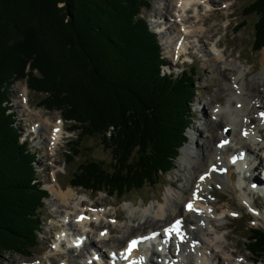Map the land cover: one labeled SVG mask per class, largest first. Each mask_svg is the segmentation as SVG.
Wrapping results in <instances>:
<instances>
[{
	"label": "trees",
	"instance_id": "trees-1",
	"mask_svg": "<svg viewBox=\"0 0 264 264\" xmlns=\"http://www.w3.org/2000/svg\"><path fill=\"white\" fill-rule=\"evenodd\" d=\"M152 1L0 0V256H30L39 246L49 197L37 154L16 126L9 99L15 81L26 80L44 95L41 106L79 131L67 164L89 136L111 149L114 167L83 163L73 187L123 198L160 184L175 169L194 124L198 69L164 73L160 41L141 15ZM251 4L246 15L258 16L252 45L258 52L264 49V0ZM248 243L249 252L264 257L262 229H252Z\"/></svg>",
	"mask_w": 264,
	"mask_h": 264
},
{
	"label": "bare ground",
	"instance_id": "bare-ground-1",
	"mask_svg": "<svg viewBox=\"0 0 264 264\" xmlns=\"http://www.w3.org/2000/svg\"><path fill=\"white\" fill-rule=\"evenodd\" d=\"M200 4L205 6L204 9L208 18L204 15L197 16L198 5ZM218 4L217 0H156L155 5H153L156 20L155 25L159 28L162 42L166 43L165 45H169L168 54H172V56L176 54L178 57L187 51L188 48L186 46L188 44L194 48L196 41L201 43L204 39L207 42H213L216 48H221L223 45L222 40L215 39L220 32L219 25H214L209 31L204 30V26L210 24L211 12L219 9L217 7ZM190 12H193L192 17H190ZM194 16L200 17V19L193 24L190 20ZM163 18L168 19L172 24L164 23L162 21ZM182 22L185 25L182 26ZM208 53L214 57L212 59V72L210 73L214 74V76L223 75L225 79L229 80V84L231 85V87L227 86L224 78L220 80V91H229L228 110H219L211 100H206L205 103L207 110L211 108L217 113L215 114V120L219 128H221V132L220 135L215 136V140L216 138L219 140L213 146L211 145V141L198 143L204 150L202 149V151L196 153L194 151L195 135L191 132L189 141L182 149L179 159L181 167H183L180 170L182 175L174 183L176 186L181 184V189L170 193L166 203L157 200V203L152 204L150 208H147L145 205L140 210L131 207L129 218L133 220L134 224L122 227L121 231H119L122 232L121 236H115L113 228L112 230L101 228L100 231L97 228L99 232L93 231L96 225L102 224L106 220L111 225H114L112 222L115 220L118 221L116 217H109L106 205H88L86 203L87 199L84 198L83 200L77 199L78 205L70 206L71 200L76 198L80 192L72 188L63 190L57 183L53 184L55 195L58 196L57 199L61 201L64 208L70 209L69 211L67 210L68 212L60 211V216L64 217V220L68 223L67 229L58 230L57 239L70 236L68 242H70L71 246L67 254L56 253L63 260L62 263H59V261L58 264H65L67 261L69 264H102L103 261L108 263L113 260V253L118 255L119 261L127 264V261L123 260L120 253L125 252L128 242L138 237H151L153 233H158L159 235L154 239H148L147 243H143L144 249L140 250L138 247L134 250L133 256L130 259H135L136 264H149L148 255L158 258L159 264H206L207 262H212V264H243L242 256L237 258L236 261L234 260V248L225 249L227 239L221 233L220 227L222 226L221 221L227 218V214L225 212L219 213V209L215 207H212L214 210L210 209L211 205H216V201L213 200L215 197L212 195V183L216 182L220 187L225 188L228 185V180H230V175L233 177L231 171L235 168L241 170L239 171L242 174V177L240 176V183L242 184L244 181L241 190L248 199H244L247 200L245 201V207L257 209L255 199L251 200V195L259 191L246 189V185L248 186L249 182L247 171L251 169V165L248 167L247 163L252 158H255L257 161L259 159L264 160V137H262V130L258 127H253L255 122L253 115H261L260 125H264V119L262 118L264 107H262V104L260 106V101L257 99L261 94L264 95V70L253 78V89L250 90L248 89V82L245 79L247 70L242 68L243 65H238L236 61L229 62L227 59H224L227 55L226 50L218 53L213 47L210 49L208 47ZM262 67L264 69V53ZM236 83L240 84L237 85ZM21 98L22 107L20 115L23 117V122L28 125L34 117L40 119V122L35 121L33 128L29 129V131L33 129L38 130V137L34 139V141H38L35 144L39 146L38 148L41 151H45L44 157H49L52 160L54 159V162H57L58 156L55 152L59 149L60 143L64 139L66 130L64 120L60 117L55 122L47 119L42 120L43 113L32 110L28 106L27 89H22ZM220 100L221 97L216 98V102L220 103ZM196 131L199 133V128ZM23 136V142H29L26 135H22V138ZM235 140L239 148L238 146H233L232 142L234 143ZM220 141H227L222 149H219L218 146ZM241 151L245 152L247 156H242L240 154ZM35 154H38V152H35ZM235 155H238V161L237 163H232L230 159H233ZM213 166H216L217 169L212 170ZM246 167L248 168L246 169ZM205 175L207 177L201 179ZM226 175L228 180L226 179ZM262 180L261 176L260 179L257 177V181L260 183H262ZM189 203L194 205L196 211H190L186 208V205ZM257 212V217L263 215L259 209H257ZM230 213L233 215L232 210H230ZM81 215H85L84 219H79ZM178 218H182L184 222L181 234L185 237L181 242L177 240V235L173 234L169 238L165 233V229L169 228ZM104 230L107 231L104 232ZM102 233H106V235H101ZM80 241L85 244L82 246ZM148 246H152L153 248H148ZM62 247L64 246L57 245L54 248L59 251ZM74 251H80L77 255L82 260L81 262L73 258L74 256L70 255L69 258L68 255L75 253ZM87 254H89V257ZM19 260L25 261L21 258ZM154 261L150 260V263L153 264ZM43 262L39 260L34 261V263L26 261L23 263L42 264Z\"/></svg>",
	"mask_w": 264,
	"mask_h": 264
},
{
	"label": "rangeland",
	"instance_id": "rangeland-1",
	"mask_svg": "<svg viewBox=\"0 0 264 264\" xmlns=\"http://www.w3.org/2000/svg\"><path fill=\"white\" fill-rule=\"evenodd\" d=\"M217 1L219 2L217 6L219 9L211 12L210 24H206L204 26V30L209 31L210 28H212L214 25H219L220 32L215 39L222 40L223 45L221 48H216L213 42H207V40L204 39L203 41H201V43L196 41V44H194V48L193 46H190V44H188L186 46L188 49L186 52L181 54L182 56L180 55L177 57L176 54L172 56V54H168L169 45H165L166 43L162 42L161 35L159 33V40L163 46V53L169 59L170 63L169 66L165 68L164 73H175V75H179L185 69H187L188 71L192 68L198 69L193 85L196 89H198V93H196L197 95H195L194 103L191 105L194 124L187 130L189 136L191 132L193 133V135H195L194 151L196 153L198 151H202L203 149L198 143H203V141H211V145L213 146L216 141L219 140L218 138H216L215 140V136L220 135L221 132V128H219V125L215 120V114L217 113H215L211 108L210 110H207V107L205 105L206 100L213 101L214 106L219 110L229 109V91H220V80L223 78L225 79V77L223 75L214 76V74L210 73L212 72V59L214 57H212L208 53V47L209 49L213 47L218 53L220 51L226 50L227 55L224 59H227L229 62L236 61L240 66L243 65L242 68L247 70L245 79L248 82V89L250 90L253 89V78L256 75H259L264 70L262 67V57L264 49L256 52L252 48L255 35V25L258 21V16L246 15V13L248 12L247 9L250 5H252L251 3L254 0ZM155 2L156 0H153L151 2L152 5L150 10H144L143 14H141L149 21L151 30L153 32H155L157 30L156 28H158L156 27V25H154V22L156 20L154 16L155 14L153 5H155ZM204 8L201 9L199 7V9L197 10V16H207ZM192 16L193 12H190V17ZM197 16H194V18L191 19L190 22H192L193 24L195 22H198L200 17ZM162 21L164 23L172 24V22L166 18H163ZM244 22L246 25L238 29L237 26ZM181 25L183 26L185 25V23L182 22ZM190 41H192V39H190ZM174 59L175 61H173ZM225 80L226 85L231 87V85L229 84V80L227 78ZM236 84L239 85L240 83ZM22 89L28 90V106L32 110L39 112L41 111L43 113L42 120L47 119L55 122L59 117L62 118L60 112L49 111L45 107L41 106V101L44 99V95L34 93V91L30 90L27 86L26 80L15 81L9 89V99L10 105L13 107V113L16 114V125L21 133L25 132L27 134L29 129L33 128V124L35 123V121L40 122V119L36 117L31 119L28 125L23 122V117L20 115V110L22 107ZM217 97H221L220 103L216 102ZM257 99H259L260 101V106L262 104V107H264V95L261 94ZM230 109L232 108L230 107ZM221 118L223 117L221 116ZM253 118L255 121L253 127H258L259 129H261L262 137H264V125H260L259 116L253 115ZM65 127L66 130L64 139L60 143L59 149H57L55 152V154L58 156L57 162H54V159L52 160L49 157H44L45 151H41V149L38 148L39 146L35 144V142L38 141H34V137L36 136H34L32 138L33 140L29 142L30 145L28 148H30L34 152H38V162L35 163V167L38 172V176L43 184V187L45 189H48L49 191V197L45 200V207L42 215V222L44 226L42 229V233H40V241L38 244L39 246L32 250L30 256H27L25 252L23 254L14 252L8 254L4 253L0 256V264H24L23 262L25 261L34 263V261L39 260L45 261V264H58L59 261V263H62V258L56 255L58 251L54 250V247L57 246V244H55V239L57 238L58 230H64L65 228L64 224L66 221L64 220V217L60 216V211L68 212L70 209L64 208L61 201L57 199L58 196L55 195V192L53 190V184L55 183L60 185L63 190L72 188L80 192V194L78 193L76 198L71 200L70 206L78 205L77 199L83 200L84 198L87 199L86 203L88 205H106V210L109 213V217H116L118 221L112 222V224L114 225H111L110 222L106 220L104 223L96 225L95 228L93 227V231H100L101 228H109L110 230H112L113 228V234L115 236L122 235V232H119L121 231L122 227H127L134 224L133 220L129 218V210L131 207H135L136 210H140L141 208H143V205L147 206V208H150L152 204L157 203V200L166 203L168 195H170V193H174L181 189V184H179L178 186L174 185L175 181L178 180L182 175L180 170H182L183 167H181V162L179 161L181 155L180 157H178V160L175 163V169L172 170L169 175L164 176L160 184L153 187L147 186L145 187V189L129 193L123 198H118L116 196L111 197L105 193H94L93 191H88L83 188L73 187L70 181L72 180L74 172L78 170V168L83 163L95 160L102 163L105 167L112 168L114 167V155L111 149L106 148L104 141L100 137L89 136L87 138H84L83 141H80L79 156L74 160V162L67 164V155L69 148L73 147V142L78 140L79 131H68V129L71 128V124L68 123V121L65 122ZM198 128L199 133L198 131H196L198 130ZM48 137L50 139L49 134ZM236 142V140L234 143L232 142L233 146L237 145ZM232 171L231 173H233V177L232 175H230V180H228L226 175V179L228 180L227 187L222 188L218 184H216V182L212 183V195L215 197L213 198V200L216 201L215 208L219 209V213L225 212V214H227V218L221 221L222 226L220 227L221 233L227 239L225 243V249L228 248L227 250H229L234 248L233 258L235 261L237 258H240L242 256V259L246 258L245 260H242L243 264H264V257L259 258L256 253L252 254L247 250L249 244L248 238L251 234L252 229L261 228L264 230V197L260 194H258V196H256V194L251 195V200L255 199V202L258 205L257 206L255 204L257 209H259L263 214L260 215L263 219H259L256 215L259 212L256 211L257 209L254 210L252 208L245 207V201H247L248 199L245 197V193H243V191L241 190V186L244 183V181L242 184L240 183V176L242 177V174L239 171L241 170L235 168ZM246 189H248L247 185ZM182 205L184 204L182 203ZM210 209L213 210V208L211 207ZM230 210H232L234 215H236L237 217L235 216L233 218ZM68 246L71 245L68 244L66 247L62 248L60 252L62 254H67L69 249ZM74 252L75 253H71L68 255L69 258L71 255L74 256L73 258L81 262L82 260L77 255V253H79L80 251ZM91 253H93V251H91ZM87 255L89 257V254ZM20 258L25 261L19 260ZM65 264H69V262L67 261ZM206 264H212V262H207Z\"/></svg>",
	"mask_w": 264,
	"mask_h": 264
},
{
	"label": "snow or ice",
	"instance_id": "snow-or-ice-1",
	"mask_svg": "<svg viewBox=\"0 0 264 264\" xmlns=\"http://www.w3.org/2000/svg\"><path fill=\"white\" fill-rule=\"evenodd\" d=\"M264 115V114H262ZM58 131V129H57ZM225 143H227V141H225ZM242 158V157H241ZM233 162H235V158L233 160ZM201 179H204V177H201ZM253 187H255V185H253ZM187 209L190 211H196V209L194 208V205L189 203L187 206ZM81 219H84V217H81ZM165 233L166 235L171 238L173 234L180 236L181 239H183L184 237L181 234V221L177 220L172 226H170L169 228L165 229ZM101 235H106V233H102ZM157 235H159L158 233H154L151 237H142L139 239H133L129 242L128 247L125 249V252L120 253V256L123 257L124 259H128V257L131 255V253L133 252L134 249H136L138 247V245L143 241V240H147V239H154ZM113 257L116 256V253L112 254ZM131 264H136L135 261H131Z\"/></svg>",
	"mask_w": 264,
	"mask_h": 264
}]
</instances>
